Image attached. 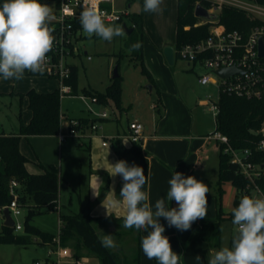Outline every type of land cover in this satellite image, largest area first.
Instances as JSON below:
<instances>
[{
    "label": "rangeland",
    "instance_id": "obj_1",
    "mask_svg": "<svg viewBox=\"0 0 264 264\" xmlns=\"http://www.w3.org/2000/svg\"><path fill=\"white\" fill-rule=\"evenodd\" d=\"M45 3L54 8V5L50 0H44ZM132 3V7H128V4ZM144 5V0H117V8L120 10L128 9L132 12L141 11ZM162 12L152 13L144 11L145 19V35L144 40L146 41H168L167 46H176V28H177V14L178 5L177 0H163L161 4ZM249 17V16H248ZM125 23V24H124ZM113 25L121 26L125 35L123 37H116L111 42L104 41L103 39L93 36L91 39L85 34L82 38H79L75 43L74 54L68 56V61L78 66V94H62L61 97V110L67 114L61 120L60 128L58 132L67 135V138L59 142H55L50 137H38L27 139L21 138L20 144L23 152L29 157L28 165L31 167L35 165L38 159L36 152L39 153L40 157L47 162H53L56 164L55 169L58 171L63 164V181L66 180L72 183L75 191L70 192L74 199L77 200L78 194L83 195V190L80 189L84 185L83 171L86 167L88 168L89 153L84 145H77L79 139H88L96 131L87 129L84 133L79 131L78 133L71 136V130L69 127L70 117L78 118L85 116L92 118L93 116L100 114L106 110L109 117L115 118V112L118 114L122 112L116 107L115 101L109 99L106 102V107L102 108V103L93 100V96L85 95L83 89H93L98 91H105L108 85L111 84L114 77V70L118 67V72L122 76V86L124 87L122 105L125 103L127 106L131 104L132 111H141L143 113L149 112L154 113L151 105L158 99V86L152 84L147 73L142 70V64L138 61L132 52H129L127 42L129 41L127 27L132 25L130 16H125L124 21L112 23ZM166 46V47H167ZM90 57V58H89ZM144 65H146L144 63ZM173 71H176V77L178 80L182 79L184 83V94L190 99V103H193L194 113L196 117L203 123L201 134L207 132H213L215 130V116L209 110L208 105H204L202 99H206L210 94L212 100H216L218 92L214 84H201L199 81L200 75L207 72V69L201 65L196 64L194 69H190L187 66V61L177 55L172 64H169ZM147 67V65L145 66ZM178 71V73H177ZM26 76H36L43 78L44 80L54 82L57 86L61 85L60 79L56 76H50L48 74H24ZM213 79H216V75H212ZM184 79V80H183ZM13 90L14 84L19 82L18 80H4L0 76V88L1 91L7 88L10 83ZM156 85V86H155ZM154 89L151 90V87ZM0 91V92H1ZM7 92V91H3ZM22 96L19 93H0V128H4L6 131H14L20 128L22 122H26L31 109L29 108L28 97ZM156 102V101H155ZM130 108H128L129 110ZM128 110L126 112H128ZM125 111L122 113V123L126 126L128 118L131 116ZM156 113V112H155ZM107 118L99 119L98 124L103 126L107 123ZM102 120V121H101ZM112 122V121H111ZM115 123V122H114ZM100 133V132H99ZM107 141V140H106ZM124 141V140H123ZM202 159L200 161L195 178L202 181L209 186L208 198L213 197L218 191V173H219V153L220 148L215 141L210 140L207 142L200 152ZM205 162V163H204ZM70 171L71 175H69ZM73 174V175H72ZM64 185V184H63ZM224 192L222 194L221 203L223 205V212L227 213L229 207L232 206L234 195L237 194V189L230 182H225L222 185ZM66 189V188H65ZM62 193L63 201L68 203L69 192ZM67 199H66V196ZM78 203V202H77ZM63 209L66 210L65 206ZM79 210V209H76ZM27 209L24 207L22 213L15 217V221L24 223ZM65 212V211H64ZM233 219L226 218L222 221L221 227V248L230 247V239L236 232V226L233 224ZM33 223L45 231L57 233L60 230V215L59 210L50 209L46 207L44 213L34 218ZM123 224L121 223V226ZM119 227L120 224H115ZM2 228V219L0 217V230ZM17 233H22V229L15 230ZM104 235L102 234V237ZM128 239V237H127ZM71 247L78 249L76 238H72ZM119 243L121 239H118ZM116 241V244L117 242ZM135 241L125 242L124 247L118 252L123 257V264H137L135 262V254L137 247H134ZM134 245V246H133ZM116 249V248H114ZM48 252V245L39 243L35 240L29 245H19L14 243H0V264H36V260H43ZM83 252L86 264H101V260L98 256L93 253ZM55 257V255H52ZM78 258L81 255L77 256ZM61 264H74L70 259L63 260Z\"/></svg>",
    "mask_w": 264,
    "mask_h": 264
},
{
    "label": "crops",
    "instance_id": "obj_2",
    "mask_svg": "<svg viewBox=\"0 0 264 264\" xmlns=\"http://www.w3.org/2000/svg\"><path fill=\"white\" fill-rule=\"evenodd\" d=\"M128 7H132V3H129ZM128 12L132 11L128 10ZM168 43V41L162 39L160 41L149 42L143 38L142 41L143 61L147 65V70L150 72L155 80V84L159 88L157 90L158 99L151 105L154 113H149L147 111L146 113L141 111H132L131 104L126 106L124 103L122 105V112L119 111L118 114L115 112V118L107 117L105 120H108V122L104 123L103 126H101L92 136H89L88 139H79L77 142V145H84L89 153L88 168L86 169L85 167L83 171V175L85 177L84 185L83 188L80 189V192L83 190V195L78 194L77 200H75L73 195L70 193L72 190L75 191L73 184L69 183L68 180H66L65 183H62L63 164L61 165L58 173L55 169V163L47 162V160L40 157L39 153L41 152H36L38 159L36 160L35 165L33 164L30 167L28 165L29 157L23 152L20 144L21 152L28 158L26 167L30 173H43L46 170H49L59 175V198L56 206L49 208L52 210H59V215L77 213L80 210H84L91 216L96 217L97 219L95 218L93 224L101 237L102 234H111L113 235L115 242L118 241V239H121L122 243H119L118 241L115 250H121L124 247L125 242L130 240L132 241L133 239L135 241V246H133L137 248L139 247L140 251L138 264H157V261L149 260L144 255L141 248L142 237L147 233L144 230L138 231L135 228L126 229L121 226V223L123 224V216L125 215V209L123 206L116 209H110V215H114V218H105L108 217V215H106V209L102 207V201L105 197L110 199L115 195L116 198L119 199L118 196L123 184V180L119 175L115 177L110 175L112 171L110 164L114 165L119 160H125L129 165H132L127 151L132 144V142L127 138L130 131V122L139 121L144 125L142 142L144 154L149 159L148 194L149 203L152 206L153 211H155L154 206L156 200L166 197V193L170 187L168 181L171 179L174 172H181L185 176H195L202 159L200 152L203 150L205 144L210 141L208 136L212 133L207 132L206 134H201L203 133L202 131H206L202 129L203 123L200 122V119L196 117L193 112V103H190V99L184 94L185 86L182 79H177L176 71H173L169 65L170 63L165 57L164 49ZM187 66L190 69H194V66L190 65L188 62ZM18 81V83L16 82L14 84V87L12 88L13 90H10L12 84L9 82V86L3 89V91L5 90L7 92L1 91L0 88V93H11V95L13 93L20 94L26 93L31 89L38 92H51L60 86H57L54 82H50L36 76H26ZM153 89L154 86L151 87V90ZM123 92L124 87L122 91V99ZM203 100L204 99L201 101ZM104 107H106V104L102 103V108ZM128 108L130 109L128 110ZM127 110L131 116L128 118L126 126H124L122 123V113ZM128 112L126 113L128 114ZM61 113L63 118L67 117V114L62 110ZM82 117L85 116H80L78 118ZM31 118L32 111L29 114L27 121L24 123H28ZM63 118H61V120ZM69 119L71 120L74 118L70 117ZM19 129L6 131L4 128H0V133H4L6 135L15 134L19 131ZM23 137L27 139L50 137L55 140V142H59L60 145L62 144V141L58 137V133L52 135L22 136L21 138ZM123 140L124 142H127L126 145ZM68 173L71 175L70 171H68ZM18 188H21V186L19 185ZM64 189L66 192H69V199H67L65 194L68 203H66V201L64 202L62 198ZM235 197L236 194L234 195V199ZM218 202L219 191H217L213 197L208 198L207 216L203 219L195 221L192 224L191 229L188 231L181 232L175 227H168L167 221L164 218H160V223L165 227L164 235L169 238L173 251L182 255L180 264H207L210 256L215 253V249L210 245V243L201 238L200 227L204 222L215 220L217 218ZM233 204L229 207L228 212L225 213V215H228V213L232 210ZM63 206H65L66 210L63 209ZM169 207H177L176 202L171 201L169 203ZM0 217L2 219V230L3 226H5V217L3 215V210L1 209ZM60 221L61 228L63 225L61 218ZM117 223L120 224L119 227L115 226ZM36 240L39 241V243L47 244L49 250V242H42L39 238H36ZM71 240L72 239L63 244L64 248L70 252V256H65L63 260L70 259L74 263V259L78 258L77 249H73V247H71ZM83 252H88L89 254L90 252L84 247L80 249V259L85 262L84 259H87L88 257H84L82 255ZM197 255L201 257V261H197L195 259ZM47 256L48 252L44 259H46Z\"/></svg>",
    "mask_w": 264,
    "mask_h": 264
},
{
    "label": "trees",
    "instance_id": "obj_3",
    "mask_svg": "<svg viewBox=\"0 0 264 264\" xmlns=\"http://www.w3.org/2000/svg\"><path fill=\"white\" fill-rule=\"evenodd\" d=\"M264 4V0H257ZM4 0H0L2 4ZM45 3L44 0H41ZM200 3L205 7H210L206 0H178L176 46L177 50L187 43H195L208 37L211 22L198 24L200 17L195 15V7ZM132 25L127 27L132 31L129 35L127 46L137 42L141 43L139 50L131 51L132 55L141 62L142 70L148 74L152 84L154 79L144 65L142 41L145 35V19L143 7L139 12H129ZM219 23L225 25L229 30L237 29L248 35L252 28L260 24V20L248 17L247 13L237 7L224 5L219 13ZM52 51V50H51ZM50 51V52H51ZM49 52V53H50ZM71 77L67 80L72 90L70 94H78V66L73 64ZM25 74H33L25 72ZM85 95L96 97L98 102L106 104L109 99L115 101L116 107L122 109V76L119 74L113 77V81L105 91L83 89ZM29 98V108L32 111V118L28 123L22 122L20 129L15 134L0 133V209L10 204L14 199L11 191V181L16 179L21 188L16 187L18 192L17 200L19 204L27 209L24 219V230L17 233L15 227L3 226L0 231V243H14L19 245H29L36 238L42 242H51L56 233L48 232L33 223L36 216L44 213L46 207H55L59 198V175L46 170L43 173H30L26 163L28 158L20 150V140L22 136L31 135H52L57 134L61 124V93L60 88L51 92H38L34 89L26 93H20ZM159 102V101H158ZM159 104V103H158ZM219 113L216 118V130L226 134L230 144L237 149L254 148L255 141L259 138L254 131L261 127L264 121V99L246 98L235 95L221 94L219 99ZM80 125H88L89 122L97 121L98 118L82 117L78 118ZM219 173H218V215L215 220L204 222L200 227V236L208 241L215 249L221 247V227L222 221L226 218L233 219L232 210L225 215L222 209L221 197L224 192L222 185L225 182L232 183L236 188L245 186L247 180L239 173L237 165L231 161V155L224 152V145H219ZM128 153L132 164L142 167L146 175L144 190L148 193L149 159L144 154L143 142H133L128 148ZM256 159H264V153H259ZM263 186H264V182ZM238 195L234 199L233 208L239 204ZM232 208V209H233ZM114 215L105 218H114ZM63 222L61 226L62 242L76 238L78 245L77 256L81 248H86L90 253L98 256L101 264H123V257L114 248L106 249L101 246L102 237L97 232L93 222L96 217L91 216L84 210L77 213L60 214ZM97 219V218H96ZM232 238L230 239V247ZM79 251V252H78ZM139 247L135 254V262L139 263Z\"/></svg>",
    "mask_w": 264,
    "mask_h": 264
},
{
    "label": "clouds",
    "instance_id": "obj_4",
    "mask_svg": "<svg viewBox=\"0 0 264 264\" xmlns=\"http://www.w3.org/2000/svg\"><path fill=\"white\" fill-rule=\"evenodd\" d=\"M162 3L163 0H144L143 11L162 12ZM56 19L53 8L41 0H4L0 4V76L4 80H21L26 71L33 74L45 71L47 54L55 42L50 24ZM79 20L90 39L96 36L111 42L125 35L121 26L106 24L103 13L95 6L85 7ZM140 47L141 43L137 42L129 52ZM110 165V175H119L123 184L119 199L114 195L102 201L106 215L111 216L110 209L123 206L122 226L147 233L141 240L144 255L157 264H180L182 255L173 251L160 218L167 221L168 227L181 232L190 230L195 221L207 216L209 186L194 176L174 172L168 181L166 197L156 200L153 211L149 194L144 190L147 182L144 169L134 163L129 165L125 160ZM171 201H175L177 207H169ZM232 215L236 232L231 247L216 251L207 264H264V198L244 195L232 209ZM100 243L106 249L117 246L111 234H105ZM195 259L201 261L198 255Z\"/></svg>",
    "mask_w": 264,
    "mask_h": 264
},
{
    "label": "built area",
    "instance_id": "obj_5",
    "mask_svg": "<svg viewBox=\"0 0 264 264\" xmlns=\"http://www.w3.org/2000/svg\"><path fill=\"white\" fill-rule=\"evenodd\" d=\"M210 7H206L209 12L217 13L215 19L201 18L198 24L210 21V33L208 37L195 43H187L177 50L180 57L184 58L190 65H203L207 72L200 75L201 84H214L217 88V98L212 100L209 94L202 104L208 105L209 110L215 116V121L219 113L220 95L225 93L246 98L264 99V57L259 55V38L264 37V4L257 0H206ZM54 5L53 12L57 17L50 27L54 30L55 37L52 51L47 54L44 74L56 76L60 79V93L70 94L71 86L67 80L71 77L72 65L68 61V56L74 54L75 43L84 35L80 24L79 16L81 11L87 6L98 7L103 13L105 23L112 24L124 21L128 16V10L117 8L116 0H50ZM224 5L237 7L244 10L252 19L260 20V24L254 26L248 35L243 34L237 29L229 30L225 25L219 23V13ZM90 58V57H89ZM236 66L243 73L237 72L229 77H221L215 71L217 69ZM216 75L213 79L212 75ZM93 100L97 101L96 97ZM109 117L106 110L92 118L104 119ZM63 118V115H62ZM101 126L98 120L89 122L88 125H80L78 119L70 120L71 136L87 129L97 131ZM127 138L133 142L142 141L144 125L139 121H132L129 124ZM259 138L254 143V148H234L226 134L219 130H214L208 138L215 141L218 145H224V152L231 155L239 173L247 180L242 188H236L239 199L244 195L250 197L264 198V159H256L257 154L264 153V121L261 127L254 131ZM61 141L67 135L58 132ZM19 183L16 179L11 181V191L14 199L10 204L1 208L9 207L12 217L22 213L23 207L17 200L18 192L16 187ZM15 229H23V223L15 221ZM55 255V257H52ZM65 256H70V252L64 248L62 242L61 229L49 243L48 256L46 259L37 260L36 264H61ZM74 264H86L80 258L74 259Z\"/></svg>",
    "mask_w": 264,
    "mask_h": 264
},
{
    "label": "water",
    "instance_id": "obj_6",
    "mask_svg": "<svg viewBox=\"0 0 264 264\" xmlns=\"http://www.w3.org/2000/svg\"><path fill=\"white\" fill-rule=\"evenodd\" d=\"M195 15L197 17L206 18V19H215L218 17L217 13L209 12L208 9L200 3H198L195 7ZM125 28L128 31V33H131V31H132L131 28H127L126 25H125ZM164 54H165L167 61L170 64H172L174 62V59H175L174 47H172V46L165 47ZM259 55L264 57V37L263 36H261L259 38ZM215 72L218 75H220L221 77H229V76H231L237 72L243 73V71L239 70L234 65L217 69ZM118 75H119L118 67H116L114 70V77H117ZM3 215L5 217L4 225L8 226V227H14L15 220L11 215L9 207H5L3 209Z\"/></svg>",
    "mask_w": 264,
    "mask_h": 264
}]
</instances>
